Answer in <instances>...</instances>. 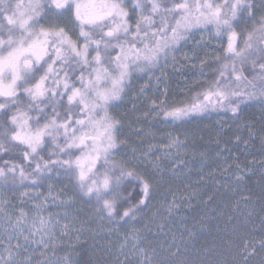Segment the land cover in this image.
I'll return each mask as SVG.
<instances>
[{
	"label": "snow or ice",
	"instance_id": "obj_1",
	"mask_svg": "<svg viewBox=\"0 0 264 264\" xmlns=\"http://www.w3.org/2000/svg\"><path fill=\"white\" fill-rule=\"evenodd\" d=\"M212 41L217 46L209 48ZM189 43L195 45L191 56L184 50ZM196 60L199 77L190 95L169 103L166 70L179 71L185 62L195 68ZM144 77L140 95L153 78L161 92L150 98L145 118L183 123L219 112L239 120L253 103L264 109V0H0V156H8L0 165V182L13 189L37 186L55 173L68 178L75 196L101 221L138 223L154 186L135 163V149L131 159L124 151L123 122L113 110ZM165 147L179 154L186 144L176 136ZM46 150L48 155H41ZM16 155L28 167L17 163ZM136 187L140 192L132 203L128 189ZM57 199L50 191L33 205L32 217L23 207L18 213L9 212L7 204L0 207L5 219L0 264H49L40 258L54 254L58 240L70 239L75 229L67 213L62 225L58 214L54 219L49 203L56 205ZM213 201L209 197L205 206ZM177 209L174 198L169 219ZM129 247L136 264H232L214 247L190 253L184 246L182 252L175 237L162 252L145 248L138 232L126 234L120 244L125 264ZM256 254L245 244V264ZM56 264L72 261L65 257ZM114 264H121L119 255Z\"/></svg>",
	"mask_w": 264,
	"mask_h": 264
},
{
	"label": "rangeland",
	"instance_id": "obj_2",
	"mask_svg": "<svg viewBox=\"0 0 264 264\" xmlns=\"http://www.w3.org/2000/svg\"><path fill=\"white\" fill-rule=\"evenodd\" d=\"M25 2H27V0H25ZM135 19L136 16L133 14V20ZM69 27H71V25H69ZM207 35L208 34L206 33V40ZM199 39L200 35L197 34L195 40ZM216 46V41H212L209 45L211 48ZM194 47V43H189L185 46L184 50L188 51L189 56H191L192 49ZM214 55L215 52H211V56ZM178 58L182 59V56H178ZM199 66V60H196L195 68L189 62H185L184 65L179 68V71H176L171 66H169L166 71L170 75L168 76L167 80L164 81V83L167 84L169 96L172 86L177 84L179 81L181 82L184 78L183 75L186 74L187 71L194 70L196 73H198L196 75L199 76ZM157 75H160V73H157ZM147 79V77H144L143 79L135 81L133 88L129 90V93L124 100L130 99L132 100L131 102L133 104L139 105V103H141L143 104L141 105L143 109H149L150 98L161 97V92H157L156 80L153 78L152 85L147 87L144 95H140V89L146 83ZM163 86L164 85L162 84L161 88H163ZM173 98L174 97L172 96V100H169V103L175 101ZM253 105L256 104L253 103ZM247 108L248 107H246L240 114L239 120L230 118V113L225 116L223 113L210 112L203 117H196L193 120L185 121L183 123L165 121L162 116L155 117L154 115L152 121L154 120L153 122H155L159 120L160 124L163 122L164 125L171 126L172 129H174L177 125L190 124L189 126L199 132L201 135H207L218 139V143L230 140L229 143L236 145L235 143L238 142V140L244 138V131L246 128H248L249 131L252 128V125H248L245 120V116H247ZM259 108L264 113V109L261 107ZM261 127H264V124ZM128 131H131L129 129V125L123 124L120 136L122 140L126 141V144H124V151L127 152L129 159H131L133 155L132 149H135V156L137 157L135 163L140 169L144 167L145 170L143 173L148 177L154 186L152 198L149 201L148 207L138 215L137 219H142L149 223L155 222V226L160 223L159 216L164 219V222H167L168 220L170 221L174 217H176L178 221L186 219L184 223L186 224L187 222L190 229L200 235H207L210 232L216 230H218L219 234H221V229L226 226L228 227L227 230H229L228 232L231 241L238 244V246H240L243 251L245 244H247L249 250H251L252 247H255L257 253L264 255V250L260 249V241L264 240V224H262V219H264V192L255 187L248 186L245 184V181H239L240 179H236L237 176L230 171L225 176H223V174L212 172L206 167L203 168L201 163H197L195 158L187 151L183 150V148L179 150V154H177L175 149H172L171 153L169 154V150L165 146L169 143L170 139L165 143L154 140V138L151 136L149 139V136L145 135L144 137H146V139L144 141L146 144H144V141L140 142L138 140V136L128 133ZM122 136H124L126 139ZM262 137H264V133L261 132L260 139L264 150V141H262ZM147 142H150L151 144L148 145ZM158 145H163L160 148V152H157V148L159 147ZM41 155L47 156L48 151L46 150ZM7 158V154L0 156V165H3V160ZM13 159L17 163L24 164L25 167H28V163L23 160L21 155H16L13 157ZM32 167L34 168L35 165L33 164ZM194 175L198 176H196L195 181H192ZM217 178L221 179L220 183H223L226 178H229V181L232 183H223V186L218 185L216 184ZM44 182L45 181L37 186L30 184L27 187H24L23 185H17L15 189H13L11 186L6 187L2 182H0V207H3L5 204H7L9 212L16 213H18V209L20 207H23L28 212L30 217L34 216L35 209L33 208V205L35 203L42 202L44 197H47L50 192L44 191L42 189V184ZM194 183L197 184L194 185ZM220 187L221 189H219ZM23 192H28L29 195L22 197L21 194ZM51 192L53 195H56V193L52 190ZM12 195V198H17L16 201L10 200ZM36 195L40 196L39 201L33 199ZM220 195L221 198L219 200L218 198ZM188 197L192 198L191 202H189ZM209 197H213L214 201L211 207H206L205 202ZM174 198L178 203L177 214H174L169 219L167 209ZM60 199L61 198L58 197L56 205H52L51 202L49 203V207L53 208L51 213L54 219L58 214L61 225L65 222V213H67L66 219L69 222L75 223V229L73 230L70 239L68 237H62V243L58 240L54 254L49 252L48 256H43L40 258L41 261H49V264H56L58 261L56 260V257L60 255L59 250L65 244L71 242L72 240H74L75 243H80L82 236H85L83 231H86L87 229L86 226V228H84V226H80L82 225V222L77 219L76 214H74V211L71 210V205H69V202L63 199L67 203L60 204ZM89 209L92 210L94 214V209L91 206H89ZM48 215L49 213L47 211L44 212L45 217ZM73 215H75V217H73ZM210 215L213 216L210 217ZM2 217L3 213H0V236L4 235L5 219ZM30 223L31 220H29V224ZM130 223L131 222H129V224ZM112 224H114V226L121 225L116 221L112 222ZM218 224L219 226L217 227ZM181 225L183 224L180 223L178 226ZM184 229L186 230L185 225ZM56 232L57 236L59 237L60 228H57ZM77 235L80 236L79 240L76 239ZM118 247L120 248V246ZM126 254L129 260L132 259L136 261V257L133 256L131 252V247L127 249ZM121 255L125 257V254Z\"/></svg>",
	"mask_w": 264,
	"mask_h": 264
},
{
	"label": "trees",
	"instance_id": "obj_3",
	"mask_svg": "<svg viewBox=\"0 0 264 264\" xmlns=\"http://www.w3.org/2000/svg\"><path fill=\"white\" fill-rule=\"evenodd\" d=\"M198 54L200 57H204L205 52L201 50ZM208 54L211 55V51ZM209 63L212 62L209 61ZM196 74L198 73L194 70L187 71V73L183 75V80L172 86L169 100H172V96L175 101L188 97L190 95V89L195 85L199 77ZM131 101L130 99L124 100L120 104V107L113 111L122 120L123 124L129 125L131 131H128V133L138 136L140 142L146 139V137H144L145 135L149 136V139L151 136L154 140L165 143L170 138L179 136L180 140L186 144L183 150L191 154L197 163H201L203 168L206 167L212 172L223 174V176L230 171L237 176L236 179H238V176H241L242 173V177L239 181H245V184L248 186L255 187L264 192V150L260 139L261 132L264 133V131H262L264 127H261L264 124V113L258 105L252 104L246 111L247 116H245V120L248 125H252L250 129L251 132L246 128L244 131V138L238 140V142L235 143L236 145H233L229 143L230 140L218 143V139L207 135H201L189 126L190 124L177 125L172 129L171 126L164 125L163 122L160 124L159 120L153 122V116L145 118L144 113L148 109H143L141 106L143 104H133ZM144 144H146L145 141ZM147 144L149 145L151 143L147 142ZM158 146L157 152H160V148L163 145ZM140 170L143 173L145 169L143 167ZM196 176L198 175H194L192 181H195ZM216 181L218 185L232 183L229 181V178H226L223 183H220L221 179L218 178ZM196 184L197 183H194V185ZM42 185L44 191L49 192L52 190L59 198L67 200L69 205H71V210L76 214L77 219L82 222L80 226H84V228L87 227L86 231H83L85 236H82L81 242L75 243V241L72 240L73 242L71 241L65 244L59 250L60 255L56 257V260H63L65 257H70L72 264H76L77 261L81 260H91L93 264H95L97 260L104 261L107 259L108 264H114L117 255H119L121 264H125V257L119 254L118 246H120L126 234L138 232L141 236L143 246L148 249L154 248L157 252H162L163 248L167 247V243H171L175 237L176 244L181 246L182 252L184 251V246H187L190 253L193 249L199 250L205 246L214 247L218 253L231 261L232 264H245L243 256L244 251L238 244L231 241L229 230H227L228 227L226 226L221 229V234L216 230L207 235H200L191 230L187 222L186 224L184 223L186 219L178 221L177 218L174 217L172 220L164 222V219L160 216V223L156 226L154 224L155 222L149 223L142 219H137L138 223L131 222L130 224L116 221L121 225L114 226V224H110L108 220L101 221L95 215V212L93 214V211L89 209L90 205L85 204L81 199L75 196L73 186L68 182L67 177L57 176L53 173L51 178L45 180ZM219 189H221V187ZM128 192L132 193L130 199L132 203H135L140 189L138 187L134 189L129 188ZM125 195H128V193L126 192ZM221 195L218 198L219 200ZM12 197L13 195L10 200L16 201L17 198ZM51 211H53V208H51ZM211 216L213 215H210V217ZM73 217H75V215H73ZM180 223L183 225L178 226ZM162 225L163 230L161 231ZM184 225L186 226V230L184 229ZM218 226L219 224L217 227ZM189 232L192 234L189 235ZM262 257H264V255L257 253L247 261V264H260ZM128 264H136V261L128 259Z\"/></svg>",
	"mask_w": 264,
	"mask_h": 264
}]
</instances>
